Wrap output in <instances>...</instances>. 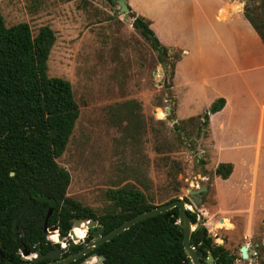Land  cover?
<instances>
[{"label":"rangeland","instance_id":"rangeland-1","mask_svg":"<svg viewBox=\"0 0 264 264\" xmlns=\"http://www.w3.org/2000/svg\"><path fill=\"white\" fill-rule=\"evenodd\" d=\"M246 4L257 7L264 21V0H247ZM0 14L6 26L24 21L33 33L40 25L54 31L46 73L69 81L78 106L66 146L56 158L69 174L67 196L100 213L109 208L106 190L125 183L143 184L157 201L175 193L184 195L187 187L205 186L204 202L197 208L205 214L207 228L234 233L236 229L223 228L229 227L228 220L242 227L249 213L246 217L232 214L251 208L254 202L232 199L225 190L232 186L252 189L258 169L264 190V153L259 167L249 152L237 154L250 160L231 168L229 179L224 180L215 174L217 166L205 150L208 140L202 130L196 133L186 122L185 134L179 132L183 143L177 148L171 144L173 124L181 125V119L205 112L202 87L197 84L202 80V18L196 21L197 33L178 20L169 29L164 27L168 33L160 28L165 38L156 34V39L172 46L159 60L131 26V17L119 14L117 4L106 0H0ZM178 59L180 83L173 90ZM164 77L168 87L163 86ZM129 100L134 101V109L127 115L120 108ZM174 162L179 166L171 169L177 183L166 175ZM255 204L264 205V198ZM221 222L223 227L217 228ZM49 235L46 231V238Z\"/></svg>","mask_w":264,"mask_h":264},{"label":"trees","instance_id":"trees-1","mask_svg":"<svg viewBox=\"0 0 264 264\" xmlns=\"http://www.w3.org/2000/svg\"><path fill=\"white\" fill-rule=\"evenodd\" d=\"M106 1L115 4V0ZM127 8L131 26L156 51L160 60L168 47L156 39L146 19ZM256 8L246 4L243 13L264 44V21L259 18ZM54 39V31L48 25H40L33 33L24 21L6 26L0 14V264H29L22 259L20 251L39 249L44 252L51 247L43 228L48 209L51 213L46 219V227L56 225L61 236H66L70 229L71 218H96L90 207L67 196L69 174L56 162L73 129L78 106L69 81L46 73V60ZM223 104L222 97L215 98L204 113L181 119V125L173 124L171 144L177 148L183 143L179 132L185 134L186 122L196 133L202 130L205 136L208 115L218 111ZM122 109L130 114L134 101L124 102ZM173 164L166 175L177 183L171 169L179 166L177 162ZM231 168L230 163L217 164L218 176L226 179ZM141 185L125 183L106 190L105 195L119 202L143 203V194L151 193ZM167 197L166 200H170L178 196L175 193ZM129 216L112 217L111 227ZM191 220H194L193 216ZM142 223L133 224L103 244L101 252L106 260L115 264L121 262L122 244L141 241L145 246H140L136 262L135 257L131 260L128 257V264H175L177 260L171 256V249L180 248V237L174 239L171 236L168 221L158 216L154 223L148 219ZM74 233H77L75 229ZM151 242L156 243L155 248Z\"/></svg>","mask_w":264,"mask_h":264},{"label":"crops","instance_id":"crops-1","mask_svg":"<svg viewBox=\"0 0 264 264\" xmlns=\"http://www.w3.org/2000/svg\"><path fill=\"white\" fill-rule=\"evenodd\" d=\"M246 2L126 0L130 10L146 19L154 35L163 39L165 37L160 34L164 27L169 29L176 20L193 26L197 33L196 21L202 18V80L197 84L202 87L205 110L215 98L224 99L223 106L208 115L204 136L208 144L204 146L212 163L216 166L230 163L232 169L250 160V156L237 154L249 152L259 167L264 153V44L244 16ZM168 29L164 32L168 33ZM166 46L169 50L172 45ZM183 50L181 48V54ZM174 66L173 90L180 83L177 78L181 74V60L178 59ZM259 176L258 169L252 189L232 186L225 193L237 201L253 200L248 211L264 208V205L255 204L264 198ZM227 179L229 176L224 180Z\"/></svg>","mask_w":264,"mask_h":264},{"label":"flooded vegetation","instance_id":"flooded-vegetation-1","mask_svg":"<svg viewBox=\"0 0 264 264\" xmlns=\"http://www.w3.org/2000/svg\"><path fill=\"white\" fill-rule=\"evenodd\" d=\"M125 185V184H123ZM131 185V184H130ZM122 186V185H121ZM132 186V185H131ZM120 187V186H119ZM202 187V195L200 197L196 194H190L187 192L186 194L180 195L177 198L164 200L162 202L157 201V198L153 194H143V199L145 200L143 203L141 201H136V203H132L130 201L127 202H119L108 198L106 195V199L109 202V208L94 214L96 218H87L95 221V225L88 229H83L82 225L73 228V234L77 240L74 242V245H67L68 241L67 236H62V239L59 243H54L52 240L46 238L51 242V249L53 246H58L64 248L60 251L59 257L68 255L72 252L77 251L82 244L89 242L94 239L92 233L99 229L100 236L106 234L113 227L112 222L114 219L121 217L122 215L128 214L130 215L128 218H125L120 223L125 220H128L135 215L151 210L152 208L157 207L160 204H164L166 202L179 199L184 202L183 210L189 220V233H188V253L184 251L182 245V237H183V229L180 227L181 222L179 220V209L174 206L170 209L160 212L151 216H147L142 218L135 223H139L142 225V221L149 220L151 223L155 222V218L161 216L163 220L168 221L169 226L171 227L170 234L174 239L180 237L179 247L178 249H171V256L174 260L175 264H264V208L254 209L248 211L247 208L242 210H235L232 216H245V213H249L248 219L243 220L244 223L241 225L242 227L236 226L232 222L228 220L229 227H223V222H221L217 228L231 229L235 230L234 233L221 234L217 232H211L210 229L207 228L205 222V214L199 211L197 206L204 202V196L207 191V187L205 186H197L194 188ZM193 188V189H194ZM152 198H149V197ZM195 203H193L192 201ZM150 206L146 208L147 206ZM112 211H115V215H112ZM192 216L194 220H191ZM74 218V217H73ZM82 218V217H81ZM222 219V218H221ZM220 220V219H219ZM218 220V221H219ZM88 221V220H87ZM217 221V222H218ZM224 221V219H223ZM119 223V224H120ZM131 224L130 226H132ZM129 226V227H130ZM57 227V226H56ZM111 227L110 229H107ZM128 227V228H129ZM126 228V229H128ZM74 229L77 233H74ZM125 229V230H126ZM124 231V230H123ZM58 232V230H57ZM68 233V232H67ZM81 233H83V237H81ZM119 234V233H118ZM56 235V234H54ZM67 235V234H66ZM117 235V234H116ZM51 236V235H50ZM114 237V236H113ZM111 239V238H110ZM98 242L96 246L91 248L86 254L76 259L79 260L76 264H115L106 260L105 256L101 252V248L103 244L107 241ZM67 240V241H66ZM168 241V239H166ZM153 248L156 247V243L151 242ZM77 246L74 250H70L71 247ZM140 246H145L141 241H127L122 244L120 248V259L121 262L117 264H128L127 258L133 259L135 257V262L137 259V255L140 253ZM175 246V245H174ZM47 249V250H49ZM36 249L33 252L28 251V255L22 256L20 251V256L29 264L34 263H46L49 261L48 258L38 259L36 262H32L33 258L40 256L45 253ZM35 251H38V254H35ZM75 261V260H74ZM130 264V263H129Z\"/></svg>","mask_w":264,"mask_h":264},{"label":"water","instance_id":"water-1","mask_svg":"<svg viewBox=\"0 0 264 264\" xmlns=\"http://www.w3.org/2000/svg\"><path fill=\"white\" fill-rule=\"evenodd\" d=\"M117 6H118V12L119 14H125L128 11L127 5H126V0H115ZM161 65L162 68H165L164 65V61H161ZM163 73V72H162ZM163 86L164 87H168V84H166V78H163ZM217 172L215 171V174ZM202 187H198V188H187V192H189L190 194H196L200 197V194L202 192ZM190 201H192V199H190ZM193 203H195L194 201H192ZM183 205L184 202L182 200L179 199H175L169 202H166L164 204H160L155 208H152L149 211L146 212H142L139 213L137 215H135L134 217L123 221L122 223L118 224L117 226L113 227L111 230H109L106 234H104L103 236H100V231L99 229H96L92 235L94 237V239L90 240L87 243H84L81 245V247L75 251L72 252L68 255L65 256H61L59 257V253L61 250H63L64 248H60L58 246H53L51 249L47 250L45 253L41 254L40 256H37L36 258L32 259V262H36L38 259H42V258H48L49 261L46 263H34V264H67L71 261H74L78 258H80L81 256H83L84 254H86L91 248H93L94 246H96L98 244V242H102V241H106L109 240L110 238H112L113 236H115L116 234L122 232L123 230H125L126 228H128L131 224H133L134 222L145 218L147 216H151L160 212H164L168 209H170L171 207H178L179 209V220L181 222V228L183 229V237H182V245L184 248L185 252H189L188 250V233H189V220L183 210ZM51 213V209H48L46 215H45V220H44V224H43V228L45 231L52 233V234H58V238L59 241H61L62 236L57 232V227L56 225H52L49 227H46V219L47 217L50 215ZM88 220V221H87ZM71 222V227L68 230V235L70 236L69 241L67 243V245L72 246L74 245V242L77 240V238H75L74 234H73V228L74 227H78L82 225L83 229H88L91 228L92 226L95 225V221L92 219H87V218H81V217H74L70 219ZM35 254H38V251H35ZM22 256H26L28 255V251H22L21 252ZM2 254L0 252V258H1Z\"/></svg>","mask_w":264,"mask_h":264},{"label":"clouds","instance_id":"clouds-1","mask_svg":"<svg viewBox=\"0 0 264 264\" xmlns=\"http://www.w3.org/2000/svg\"><path fill=\"white\" fill-rule=\"evenodd\" d=\"M80 235H81V237H83V233H81ZM49 239L52 240L54 243H59V242H60V241H59V238H58V234H56V235H51V236L49 237Z\"/></svg>","mask_w":264,"mask_h":264},{"label":"built area","instance_id":"built-area-1","mask_svg":"<svg viewBox=\"0 0 264 264\" xmlns=\"http://www.w3.org/2000/svg\"><path fill=\"white\" fill-rule=\"evenodd\" d=\"M49 237H50V235H49ZM67 237H70V236L68 235V233H67Z\"/></svg>","mask_w":264,"mask_h":264}]
</instances>
